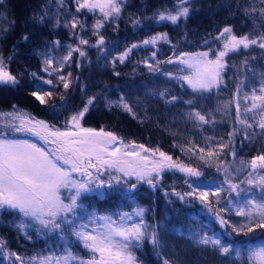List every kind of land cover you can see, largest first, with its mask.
Masks as SVG:
<instances>
[{
	"label": "snow or ice",
	"instance_id": "snow-or-ice-1",
	"mask_svg": "<svg viewBox=\"0 0 264 264\" xmlns=\"http://www.w3.org/2000/svg\"><path fill=\"white\" fill-rule=\"evenodd\" d=\"M3 2L4 0H0V6ZM73 2L76 5V13L70 20H66L63 26L70 27V35L78 40V43L68 44L67 53L60 58L52 55L53 51L62 47L59 40L45 45L41 71L46 73L48 78L31 72L27 74L31 83L24 86L21 84L24 73L14 74L11 71L10 65L15 59L16 47L20 41L29 42V34L21 35L17 45H13L12 54L7 57L0 51V90L19 91L21 87L31 89L29 95L39 101L40 105L49 106L53 116H58L65 110L67 100L70 99L69 90L78 81V77H73L72 72L66 71L67 68L73 63L77 68L83 67V60L75 59L74 53L86 58L87 53L81 47L85 45L96 47L106 54L108 50L100 30L106 22L119 18L126 4V0ZM193 3L194 0H176L173 8L159 11L153 18L157 23L169 21L178 25L181 19L186 21L190 18ZM56 4L57 19L53 27H60L59 14L65 0H56ZM260 4L262 6L257 8L253 0H248L243 7L244 16L252 19L254 27L258 19L264 21V0H260ZM240 7L237 2V8ZM84 10L93 15L100 13L92 25L93 35L98 37L94 45H90L82 35L87 25L78 19V14H83ZM50 15L48 5H42L39 11L31 14L30 19L25 20V24L39 22L44 25ZM16 23L14 18L9 22L7 16L0 12V40L7 39ZM132 23L138 26L141 20L137 17ZM77 28L81 30V34L75 31ZM211 39L213 42L221 41L222 46L209 47L206 51L181 52L166 61L157 60L155 65L147 58L143 63L150 71L180 82L182 87L187 84L193 93L203 95L213 89L219 91L221 85L228 87L225 74L229 65L226 57L253 46L264 50V23L261 24L259 34L252 31L238 36L231 25H226ZM158 41L170 42L167 33H157L140 43L126 47L113 58V62L118 59L120 63H124L134 49L141 45L155 47ZM204 43L208 45L209 41L205 40ZM156 56L157 53L153 52L152 59ZM162 64L178 65V71H163L160 67ZM232 67L237 69L230 77L236 81L235 92L232 94V100L221 106L223 110H227L230 104L235 102V120L233 130L228 133V141H214L213 137H207V144L199 148V154L192 147L186 150L209 167L215 158L216 171L222 174L223 180L208 185L199 183V178L204 175L200 168L183 163L179 158L174 160L159 148L152 149L144 144L126 142L123 137L103 128L97 131L83 127L81 121L98 100L96 95L89 96L82 109L65 119L63 129L38 119L16 104H13L10 110L0 109V216L6 212L14 214L16 219L9 223L26 240L32 239L30 230L34 228L38 235L51 233L58 235L64 242L59 254L50 251L48 255L38 253L27 257L11 250L6 238L0 236V264H143L137 257L136 250L145 243L151 244L154 251L162 247L160 233L157 231L159 225H150L145 220L149 209L136 206L131 212L99 213L96 210L88 211L83 201L89 197L98 201L107 200L117 193L130 198L138 191L139 186L145 183L156 191L163 183L162 176L165 171L183 173L187 186L183 192H177L175 189L171 194L165 192V197L175 196L184 204L199 201L208 213L214 215L222 229L219 235H209L204 228L181 232V235H186L202 250L210 249L212 252H218L221 257L231 259L234 255L239 259L246 253V264H264V241L256 244L251 238L245 241L231 239L232 234L249 237L258 230L264 233V152L253 156L250 161L240 160L233 166L238 155L234 141L239 138V133L243 132L240 150L243 149L244 141L264 136V73L261 74L259 89L252 87L249 92L246 89L251 81L248 80L247 73H252L253 76L256 74L249 58L246 57L239 65ZM114 74L119 75L118 72ZM46 85L50 87L45 88ZM59 85L64 89V92L60 93V103H49L59 92ZM81 91L84 92L85 89L81 88ZM158 95L166 104L175 105L180 99L179 96L170 95L166 89L159 91ZM105 103L109 107L123 108L136 118L123 95L118 101L106 99ZM184 103L191 108L187 119L191 120L195 127L203 129L204 125L215 123L213 114H202L200 110L192 107V100ZM257 128L259 133L256 132ZM27 135L37 137L42 143L37 144L30 139L21 138ZM193 143L188 142L189 145ZM174 146L185 150L183 145ZM142 153H151V156ZM229 154L234 158L233 162L227 160ZM245 170L247 176L241 179L238 173L243 174ZM105 176L107 179H104ZM133 179L135 183L132 182ZM233 213L240 218L239 221L231 219ZM225 235L229 237L228 240L224 239ZM73 239L86 250V257L73 251ZM174 255L175 259L164 258L163 264H186L178 254ZM232 264H235V261H232Z\"/></svg>",
	"mask_w": 264,
	"mask_h": 264
},
{
	"label": "trees",
	"instance_id": "trees-1",
	"mask_svg": "<svg viewBox=\"0 0 264 264\" xmlns=\"http://www.w3.org/2000/svg\"><path fill=\"white\" fill-rule=\"evenodd\" d=\"M237 2L240 8H237ZM253 2L257 8L262 6L260 0H253ZM247 3L248 0H194L190 18L186 21L181 19L178 25H173L169 21L157 23L153 17L159 11L173 8L176 0H126L121 16L113 22H106L104 28L100 30L105 38L107 53L89 46H85L86 58L74 53L75 59L83 60V67L77 68L75 63L68 67L73 77H78V81L69 90L70 99L67 100L62 114L53 116L49 106L40 105L39 101L29 95L31 89L26 90L24 87H21L19 91L0 90V109L7 110L16 104L39 119L50 124H57L60 121L64 122L69 115L82 109L89 96L96 95L98 100L82 119L83 126L96 130L103 128L105 131H112L123 137L126 142L144 144L152 149L159 148L171 155L174 160L179 158L183 163H190L200 168L204 173L201 178L222 181V174L216 171L215 158H213L212 166L209 167L186 150L192 147L199 154V148L207 144V137H213L214 141L221 139L224 142L228 141V133L233 130L235 120V103L232 102L227 110H223L221 106L232 100V94L235 92L236 81L230 77L237 69L232 65H239L248 57L256 74L253 76L252 73H247L248 80L251 82L246 90L250 92L252 87L259 89L261 74L264 73V50L253 46L248 50L241 49L237 53H231L229 57H226L229 65L225 74L228 87L221 85L219 91L212 90L203 95L193 93L186 84L182 87L180 82L150 71L143 61L147 58L155 65L157 60L165 61L174 53L206 51L209 47L215 48L218 41L213 42L211 38L216 37L226 25H231L238 36L252 31L259 34L264 21L258 19L255 27L253 26L252 19L246 18L243 14V7ZM45 4L48 5L51 13L48 22L44 25H40L39 22L35 24L30 22L26 25L25 20L30 19L31 14L39 11ZM57 7L56 0H4L3 5L0 6V12L7 16L9 22L13 18L17 21L7 39L0 40V51L5 57L12 54L13 45H17L21 35L27 33L31 36L29 42H19L15 50V59L10 65L14 74L24 73L21 77V84L24 86L31 83L28 73L37 72L45 78L46 73L41 71L43 53L46 51L45 45H51L55 40H59L61 44L78 43V40L70 35V27L63 26L66 20H70L76 13L75 3L73 0H65V5L59 14L60 27H53L57 19ZM99 16L87 10H84L83 14H78V19L87 25L82 35L90 45H94L98 39L93 35L92 25ZM137 17L140 18L141 23L134 26L132 21ZM75 31L81 34L79 28ZM157 33H167L170 42L158 41L155 47L140 46L132 51L124 63H120L118 59L113 62V58L123 52L126 47L133 43H140L144 38ZM205 40L209 41L208 45H205ZM153 52L157 53L155 59H152ZM252 57L255 59H251ZM160 67L163 71H178L175 64H162ZM115 72L119 75H115ZM58 87L59 92L49 103H60V93H63L64 89L61 85ZM81 88L85 91L82 92ZM165 89L170 95L180 97L175 105L166 104L159 97V91ZM121 95L127 99L136 118L123 108L106 105V99L118 101ZM187 100H192V107L200 110L202 114L212 113L215 123L206 124L203 129L195 127L193 122L187 119V113L191 111L190 106L184 103ZM256 132L259 133L258 128ZM242 139L243 132L239 133V138L234 141L238 152L234 167L240 160L250 161L253 156L264 152V136H258L252 141H244L243 149L240 150ZM189 141L194 143L189 145ZM174 145H183L185 150ZM226 158L229 162L234 160L230 154ZM246 174L247 170L243 174L238 173L240 178H244ZM162 180L163 186L175 191L184 185V175L178 172L165 171ZM133 203L149 209L145 220L150 225H159L157 231L160 233L162 243V247L155 251L149 243H145L136 250V255L143 264H163L164 258L175 259L174 254H178L186 261V264H232V261H235V264H246V253L239 259L234 255L231 259H227L210 249L202 250L195 246L186 235L180 234L192 229L204 228L207 231L216 229L214 222L205 219L197 212L194 202L184 204L176 197L166 198L159 191L158 193L153 191L152 195L148 192L138 194L137 191L130 198L117 193L107 200L98 201L92 197L90 200L91 206L97 212L131 209ZM231 217L238 218L234 213ZM15 219L14 214L7 212L0 216V236L6 238L11 250L18 251L27 257L38 253L45 255L52 249L56 250L57 243L55 244L49 234L43 237V234L38 235L35 229H31V240H26L22 234H18L9 223ZM55 237L58 236L55 235ZM73 250L83 255L80 246L73 245Z\"/></svg>",
	"mask_w": 264,
	"mask_h": 264
},
{
	"label": "rangeland",
	"instance_id": "rangeland-1",
	"mask_svg": "<svg viewBox=\"0 0 264 264\" xmlns=\"http://www.w3.org/2000/svg\"><path fill=\"white\" fill-rule=\"evenodd\" d=\"M97 14H99L100 15V13L99 12H97ZM69 20V19H68ZM150 37H152V36H150ZM150 37H147V38H150ZM147 38H144V39H147ZM62 45V47L61 48H59V49H56L55 51H53L52 52V55L53 56H55V57H57V58H60L61 56H63V55H65L66 53H67V48H66V46L68 45L67 43H63V44H61ZM141 46H144V45H141ZM218 46H222V42L221 41H218V45L217 46H215V48L216 47H218ZM81 47L85 50V45H81ZM191 52H197V51H191ZM179 53H174L173 55H171V56H168L167 57V59L169 58V57H175L176 55H178ZM214 58V57H213ZM167 59H165V61L167 60ZM177 67H179L178 65H177ZM66 71H69V69L67 68V70ZM45 78H48L47 77V74H46V76H45ZM53 79H54V81H55V77H53ZM187 85V84H186ZM62 86V85H61ZM188 86V85H187ZM48 87H50V86H45V88H48ZM63 87V86H62ZM190 88V87H189ZM191 89V88H190ZM192 90V89H191ZM213 90H216V89H213ZM235 103V102H234ZM11 109V107L9 108V109H7V110H10ZM23 110H25V109H23ZM27 111V110H26ZM71 115H69L68 117H70ZM67 117V118H68ZM39 119V118H38ZM65 121V120H64ZM56 127H58V128H61V129H63L64 128V122H59V123H57V124H54ZM83 127H85V126H83ZM86 128H88V127H86ZM97 131H99L98 129H97ZM21 138H26V139H30L32 142H34V143H37V144H41L42 143V141H40L37 137H34V136H31V135H27V136H22ZM137 144V143H136ZM235 145V144H234ZM236 147V146H235ZM142 154H144V155H148V156H151V153H142ZM156 156H157V158H158V153L156 154ZM169 172H173V171H169ZM178 173H180V172H178ZM181 174H183V173H181ZM184 175V174H183ZM246 176H247V174H246ZM222 178H223V176H221ZM245 178V177H244ZM244 178H241V179H244ZM104 179H107V176H105L104 177ZM192 179H197V178H192ZM220 180L218 179V180H206V179H203V178H199V183L201 184V185H208L209 183H214V182H219ZM132 182L133 183H135V179H133L132 180ZM121 187H123V186H121ZM245 187H247V185H245ZM164 188V189H163ZM186 188H187V186L185 185V183H184V185H181V187H179V189L177 190V192H183V191H185L186 190ZM158 191H159V193L160 194H164L165 192H168L169 194H171L172 193V191H173V189H171V188H169V187H165V186H163V184L155 191V192H157L158 193ZM135 192H137V191H135ZM143 192H148L150 195H152V193H153V190L145 183V184H141L140 186H139V188H138V194H141V193H143ZM171 196V195H170ZM172 197H175V196H172ZM93 198V197H92ZM177 198V197H176ZM90 200H91V197H89L88 199H85L84 201H83V204H84V206L88 209V211H92V210H94V208L91 206V204H90ZM194 204H195V206L197 207L196 208V210H197V212L198 213H200L205 219H208V220H210V221H212V222H214L215 224H216V229H212V231H208V234L209 235H212L213 233H216L217 235H219V234H221L222 233V229L220 228V225H219V223L215 220V218H214V215L213 214H210V213H208L207 212V210L205 209V208H203L202 206H201V204L199 203V201H194ZM134 207H136V205L133 203L132 204V206L130 207L131 209H127V210H122V211H127V212H131L132 211V209L134 208ZM116 211H120V210H116ZM116 211H111V212H116ZM105 212H110V211H105ZM105 212H99V213H105ZM231 219L233 220V221H239V217L238 218H232L231 217ZM34 229V228H33ZM229 231H230V229H229ZM44 235V234H43ZM50 235V238L51 239H53V241L55 242V244L57 243V245H55V247H56V250H51V251H57V254H59V252H60V249L62 248L61 246H63L64 245V242L62 241V240H60L59 239V236L56 238L55 237V235H53V234H49ZM43 237H45V235L43 236ZM249 238H251L252 240H253V243H256V244H258L260 241H264V233H261L259 230L255 233V234H250V236L249 237H246V236H244L243 234H241V235H239V236H237L236 234H232V237H231V239L233 240V241H245V240H247V239H249ZM224 239L225 240H228L229 239V237H227L226 235L224 236ZM58 242H59V245H58ZM72 244L73 245H78V246H80L81 248H82V251H83V255L82 256H87V252H86V250L85 249H83V247L81 246V245H79L74 239H73V241H72ZM245 247H246V245H245ZM74 251V250H73ZM77 254H79V255H81V253H79V252H77V251H75ZM50 252H47L45 255H48Z\"/></svg>",
	"mask_w": 264,
	"mask_h": 264
}]
</instances>
